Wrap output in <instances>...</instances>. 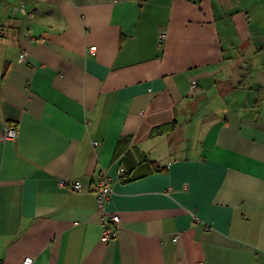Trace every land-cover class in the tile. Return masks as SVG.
Segmentation results:
<instances>
[{
	"label": "crops",
	"instance_id": "crops-1",
	"mask_svg": "<svg viewBox=\"0 0 264 264\" xmlns=\"http://www.w3.org/2000/svg\"><path fill=\"white\" fill-rule=\"evenodd\" d=\"M22 1L0 0V264H264V0Z\"/></svg>",
	"mask_w": 264,
	"mask_h": 264
},
{
	"label": "built area",
	"instance_id": "built-area-1",
	"mask_svg": "<svg viewBox=\"0 0 264 264\" xmlns=\"http://www.w3.org/2000/svg\"><path fill=\"white\" fill-rule=\"evenodd\" d=\"M19 10L25 14L28 15L29 17H33L35 15V11L34 10H29L24 2L22 0H20V6H19ZM166 37V34L163 33L162 34V39H164ZM96 50V46L91 47V51L95 52ZM22 59L25 60L26 59V53L22 54ZM18 134V129L16 127H8L5 129L4 132V137L10 140H14L16 139ZM128 171L125 167H120L118 169V177L120 179H124L125 176L127 175ZM113 179L111 176L109 175H104L102 180H101V188L98 190V202H99V207L100 209L103 208L104 203L106 202V200H108L113 192ZM84 187L83 183L81 181H74L72 182L70 188L74 191H80L82 188ZM104 225H105V229H104V234H103V240L104 241H109L111 239H113L116 234H117V228L118 226L116 224H118L120 222V217L119 215H112V216H105L103 219ZM34 263V258L31 256H27L24 261L23 264H33Z\"/></svg>",
	"mask_w": 264,
	"mask_h": 264
},
{
	"label": "trees",
	"instance_id": "trees-1",
	"mask_svg": "<svg viewBox=\"0 0 264 264\" xmlns=\"http://www.w3.org/2000/svg\"><path fill=\"white\" fill-rule=\"evenodd\" d=\"M129 171H128V173H127V175L125 176V178L124 179H127V180H130V178H129Z\"/></svg>",
	"mask_w": 264,
	"mask_h": 264
}]
</instances>
